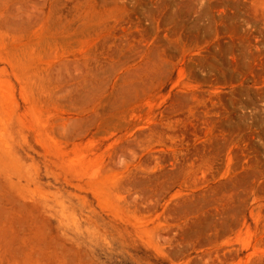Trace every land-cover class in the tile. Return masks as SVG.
Returning a JSON list of instances; mask_svg holds the SVG:
<instances>
[{
	"label": "rangeland",
	"instance_id": "374dc122",
	"mask_svg": "<svg viewBox=\"0 0 264 264\" xmlns=\"http://www.w3.org/2000/svg\"><path fill=\"white\" fill-rule=\"evenodd\" d=\"M0 264H264V0H0Z\"/></svg>",
	"mask_w": 264,
	"mask_h": 264
}]
</instances>
